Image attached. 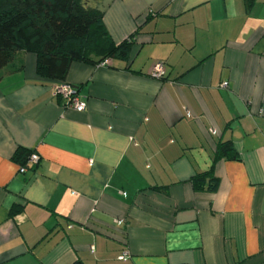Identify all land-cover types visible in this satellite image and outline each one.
Returning <instances> with one entry per match:
<instances>
[{"label":"crops","instance_id":"obj_1","mask_svg":"<svg viewBox=\"0 0 264 264\" xmlns=\"http://www.w3.org/2000/svg\"><path fill=\"white\" fill-rule=\"evenodd\" d=\"M92 1L132 44L71 63L83 111L31 53L0 78V264H264V0ZM226 140L238 159L212 163Z\"/></svg>","mask_w":264,"mask_h":264},{"label":"trees","instance_id":"obj_2","mask_svg":"<svg viewBox=\"0 0 264 264\" xmlns=\"http://www.w3.org/2000/svg\"><path fill=\"white\" fill-rule=\"evenodd\" d=\"M131 44V38L113 43L104 28L102 11L87 6L84 0H0V78L17 53L27 52L35 56L39 79L50 80L55 86L65 83L71 63L126 60ZM29 153L19 148L14 159L25 166ZM220 159H238L231 141L217 143L212 163ZM190 184L195 192H214L219 179L210 167L195 174Z\"/></svg>","mask_w":264,"mask_h":264},{"label":"built area","instance_id":"obj_3","mask_svg":"<svg viewBox=\"0 0 264 264\" xmlns=\"http://www.w3.org/2000/svg\"><path fill=\"white\" fill-rule=\"evenodd\" d=\"M109 63H110L109 59H104L98 65L104 66V65H108ZM150 75L156 79L163 77L164 75L163 65L162 64L154 65ZM220 87L223 89L227 88L228 87L227 82L225 81L222 82L220 84ZM54 93L59 94L63 98L66 106L71 107L77 111H83L86 107L85 101L79 99L73 86L66 82L55 85ZM38 160H39V156L35 152H30L26 160V165L19 166V172H25L27 167L29 166L35 167V165H37L38 163Z\"/></svg>","mask_w":264,"mask_h":264},{"label":"rangeland","instance_id":"obj_4","mask_svg":"<svg viewBox=\"0 0 264 264\" xmlns=\"http://www.w3.org/2000/svg\"><path fill=\"white\" fill-rule=\"evenodd\" d=\"M95 1H96V0H93V1L91 2V5L94 4Z\"/></svg>","mask_w":264,"mask_h":264}]
</instances>
